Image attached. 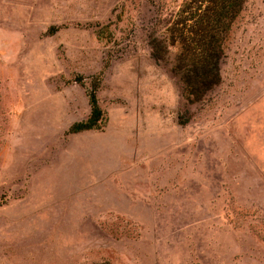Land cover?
<instances>
[{"label": "rangeland", "instance_id": "rangeland-1", "mask_svg": "<svg viewBox=\"0 0 264 264\" xmlns=\"http://www.w3.org/2000/svg\"><path fill=\"white\" fill-rule=\"evenodd\" d=\"M184 1L0 0V264H264V0L197 101L147 45Z\"/></svg>", "mask_w": 264, "mask_h": 264}, {"label": "trees", "instance_id": "trees-1", "mask_svg": "<svg viewBox=\"0 0 264 264\" xmlns=\"http://www.w3.org/2000/svg\"><path fill=\"white\" fill-rule=\"evenodd\" d=\"M245 0H185L173 16L163 13L162 36H149V56L162 60L170 46L177 50L170 70L177 76L188 100L201 99L220 79L219 63L228 31ZM96 83L86 89L88 113L73 122L67 133L101 130L106 122L96 98Z\"/></svg>", "mask_w": 264, "mask_h": 264}]
</instances>
